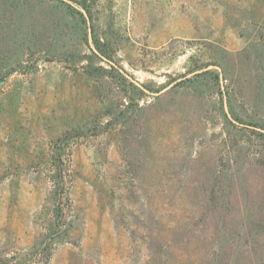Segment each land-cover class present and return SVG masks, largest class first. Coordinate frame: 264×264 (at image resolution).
I'll use <instances>...</instances> for the list:
<instances>
[{"label": "rangeland", "instance_id": "374dc122", "mask_svg": "<svg viewBox=\"0 0 264 264\" xmlns=\"http://www.w3.org/2000/svg\"><path fill=\"white\" fill-rule=\"evenodd\" d=\"M0 264H264V0H0Z\"/></svg>", "mask_w": 264, "mask_h": 264}]
</instances>
